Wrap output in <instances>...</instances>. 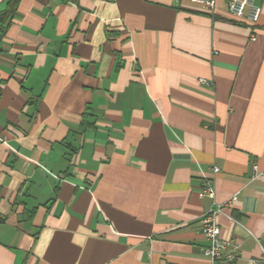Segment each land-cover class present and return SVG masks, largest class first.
Instances as JSON below:
<instances>
[{"label": "crops", "instance_id": "0c3cea01", "mask_svg": "<svg viewBox=\"0 0 264 264\" xmlns=\"http://www.w3.org/2000/svg\"><path fill=\"white\" fill-rule=\"evenodd\" d=\"M214 1L0 0V264H202L210 210L264 264V0Z\"/></svg>", "mask_w": 264, "mask_h": 264}, {"label": "built area", "instance_id": "2783aa9c", "mask_svg": "<svg viewBox=\"0 0 264 264\" xmlns=\"http://www.w3.org/2000/svg\"><path fill=\"white\" fill-rule=\"evenodd\" d=\"M197 2L202 8H214V0H191ZM229 11L236 17H245L249 22L254 23L261 11V8L254 0H227ZM248 8V11H246ZM254 39V38H253ZM200 82L208 84L209 81L200 78ZM217 171V167L213 168ZM252 176L259 174L257 165L251 166ZM264 173V170L261 171ZM214 196V191L208 185H204L199 191V196ZM236 196H231L230 201H234ZM216 210H210L201 218L202 232L208 240V245L203 250V256L206 259L202 264H236L239 257L238 251L232 239H225L221 235V227L216 220ZM262 260L250 259L248 264H261Z\"/></svg>", "mask_w": 264, "mask_h": 264}, {"label": "trees", "instance_id": "16d2710c", "mask_svg": "<svg viewBox=\"0 0 264 264\" xmlns=\"http://www.w3.org/2000/svg\"><path fill=\"white\" fill-rule=\"evenodd\" d=\"M18 1L19 0H10L9 5H8V9L5 12L7 15H11L13 13L15 6H16Z\"/></svg>", "mask_w": 264, "mask_h": 264}]
</instances>
